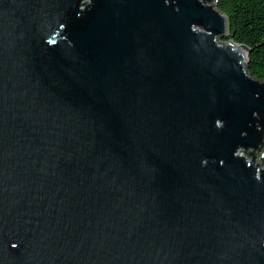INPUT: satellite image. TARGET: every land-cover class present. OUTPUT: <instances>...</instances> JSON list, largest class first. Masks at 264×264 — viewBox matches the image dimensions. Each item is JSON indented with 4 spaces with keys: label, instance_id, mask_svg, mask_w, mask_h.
<instances>
[{
    "label": "water",
    "instance_id": "1",
    "mask_svg": "<svg viewBox=\"0 0 264 264\" xmlns=\"http://www.w3.org/2000/svg\"><path fill=\"white\" fill-rule=\"evenodd\" d=\"M215 0H0V264H264V81Z\"/></svg>",
    "mask_w": 264,
    "mask_h": 264
},
{
    "label": "trees",
    "instance_id": "2",
    "mask_svg": "<svg viewBox=\"0 0 264 264\" xmlns=\"http://www.w3.org/2000/svg\"><path fill=\"white\" fill-rule=\"evenodd\" d=\"M227 16L231 40L249 50L247 71L264 81V0H215Z\"/></svg>",
    "mask_w": 264,
    "mask_h": 264
},
{
    "label": "rangeland",
    "instance_id": "3",
    "mask_svg": "<svg viewBox=\"0 0 264 264\" xmlns=\"http://www.w3.org/2000/svg\"><path fill=\"white\" fill-rule=\"evenodd\" d=\"M259 162H260V164H264V160H263V161H262V160H260Z\"/></svg>",
    "mask_w": 264,
    "mask_h": 264
},
{
    "label": "built area",
    "instance_id": "4",
    "mask_svg": "<svg viewBox=\"0 0 264 264\" xmlns=\"http://www.w3.org/2000/svg\"><path fill=\"white\" fill-rule=\"evenodd\" d=\"M264 165V164H263Z\"/></svg>",
    "mask_w": 264,
    "mask_h": 264
}]
</instances>
